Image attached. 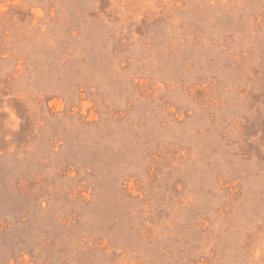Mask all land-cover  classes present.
Masks as SVG:
<instances>
[{
    "label": "rangeland",
    "instance_id": "374dc122",
    "mask_svg": "<svg viewBox=\"0 0 264 264\" xmlns=\"http://www.w3.org/2000/svg\"><path fill=\"white\" fill-rule=\"evenodd\" d=\"M0 264H264V0H0Z\"/></svg>",
    "mask_w": 264,
    "mask_h": 264
}]
</instances>
